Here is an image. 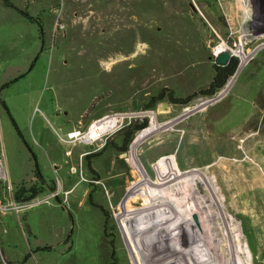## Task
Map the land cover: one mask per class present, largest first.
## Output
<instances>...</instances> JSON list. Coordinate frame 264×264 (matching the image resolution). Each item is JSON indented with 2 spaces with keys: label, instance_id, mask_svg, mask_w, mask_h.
Segmentation results:
<instances>
[{
  "label": "rangeland",
  "instance_id": "obj_1",
  "mask_svg": "<svg viewBox=\"0 0 264 264\" xmlns=\"http://www.w3.org/2000/svg\"><path fill=\"white\" fill-rule=\"evenodd\" d=\"M10 1L42 22L45 49L40 40L27 67L33 69L32 81L21 82L19 90L39 86L42 79L30 121L43 118L54 138L43 163L45 192L38 195L49 202L35 209L44 213L46 233L36 240L24 230L14 238L9 218L12 257L0 240V264H20L27 257L24 264H198L201 258L193 256L186 237L142 197L148 184L159 180L156 164L166 159L183 175L165 186L175 187L186 214L194 209L192 240L198 252L208 248L211 254L206 244L213 238L230 250L216 264H264V14L259 11L264 0ZM27 22L40 34L37 24ZM240 50L249 56L243 63ZM224 52L238 61L235 74L214 97L201 95ZM161 93L164 99L147 108ZM171 95L190 102L172 103ZM47 98L57 101L72 131H61L45 111ZM10 114L24 136L27 107L16 103ZM145 121L148 126L127 146V127ZM98 122L109 126L83 142L80 138ZM77 132V138H68ZM3 151L9 169L0 195V234L3 217L12 213L22 224L28 211L5 210L11 202L27 203L14 199V188L35 182L30 151L1 105L0 155L5 157ZM191 175L196 181L181 189L179 182ZM172 200L169 204H176ZM238 234L244 255L232 251ZM43 246L50 251L37 252ZM209 256L204 254V263H210Z\"/></svg>",
  "mask_w": 264,
  "mask_h": 264
},
{
  "label": "crops",
  "instance_id": "obj_2",
  "mask_svg": "<svg viewBox=\"0 0 264 264\" xmlns=\"http://www.w3.org/2000/svg\"><path fill=\"white\" fill-rule=\"evenodd\" d=\"M10 10L12 9L6 8L0 0V106L2 105L1 102H4L10 111H14L16 103L21 102L23 107H27L29 123L25 124L22 129H24V136L37 158L42 171L41 174L44 177L43 173L45 172V167L43 163L48 152L52 153V149L48 146L51 144L50 138H54V135L43 118L36 119L34 122L30 121L34 108L40 101L39 94L42 93V79L40 80L39 86L35 84L28 87L27 90H19L21 82L25 83L32 81L33 67H31L32 70L28 72L27 67L31 64L33 57L40 50V34H38V29L34 25L33 27L30 26L27 21L19 18L18 15L11 14L12 11ZM4 17H6V19H4ZM4 21H8L6 25H4ZM21 72L22 74L20 76H15L17 73L20 74ZM6 83H10L9 86L6 89L1 90L2 86ZM22 92L23 94H18ZM54 100L51 98L46 99L44 102L45 111L51 112V117H53L61 131H72L71 129L73 125H68V127L65 125V121L60 114L62 113V109L57 101ZM18 109L20 111V106H18ZM55 152L57 153L58 150H55ZM2 153L5 156L6 168L9 169L7 155L5 151ZM20 180L21 178L19 180L17 179V182ZM58 207L61 208L59 205ZM36 208L38 209V207H35L22 215V224L19 222L18 216L12 213H9L2 218L1 226L4 230H2L3 232L0 234V240L2 245L9 248V251L7 250V256L12 257L10 254L12 252L10 247L11 240H13V238L11 239L7 236L8 232L6 227L8 226L7 221L9 218H11L10 223L15 232L14 238H19L20 232L24 233V230L27 233V237L32 236L36 238V240L38 239V233L41 235L46 233L43 225L46 222V220H44V213H35ZM30 218H33L36 221L38 232L34 231Z\"/></svg>",
  "mask_w": 264,
  "mask_h": 264
},
{
  "label": "bare ground",
  "instance_id": "obj_3",
  "mask_svg": "<svg viewBox=\"0 0 264 264\" xmlns=\"http://www.w3.org/2000/svg\"><path fill=\"white\" fill-rule=\"evenodd\" d=\"M221 50L223 51L224 49L222 48ZM237 56L241 59L242 63L249 59V56L246 55L243 52V50H240L239 52H237ZM108 126H109V122H104V124H101V122H98L95 125H93L92 127H90V130L88 132L89 134L87 133L84 137H81V139L85 143H87L88 141H90L92 139L94 140L100 135V133H102L106 128H108ZM149 133H150L149 130L148 131H143L140 135H138L136 143H139L141 140H143ZM77 135L78 134H75V137H78ZM132 161L134 162V158L132 159ZM156 166H157L156 169L159 168V174H158L159 180H157L156 183H152L151 185L148 184V187L143 191L142 197L144 199L145 206H148L149 208H151L157 214V216L159 218L163 219V221H164V219L169 220L174 225V227H176L178 229V231L186 237V239H187L186 245L188 247L190 246V248H192L193 256H195V258H197V260H198V255L201 258V261H197L198 264H199V262L201 264H206L202 260V258L204 257V254L211 255V256H209L211 258L209 260V262H210L209 264H216L217 261H218V258H220V255H223L224 252H226V251L227 252L230 251V250H228V246L225 245V247H224V246H221V244L213 243L212 242L213 238H211V239L208 238V240H207L208 243L206 245H207V247H209V248L211 247L212 248L211 249L212 250L211 254H208V252H209V250H207L208 248H205V253L204 254H203L202 251L198 252V250L196 248V244H194V241L192 240V233L193 234L195 233V226L192 223L191 214L194 212V209L191 208L189 210V212H187L189 214H186V212L182 209V207L180 205V202L177 203V201H179V200L175 199V193H174L175 187L173 185H170V184L168 186H165V184H167V183H169L171 181L174 182L175 180L181 178L183 175L179 174V172L176 170V168L174 167L173 161H169L167 159L166 160H162L160 163L156 164ZM167 171H168V174H169L168 177H166L168 174L164 175L165 172H167ZM195 181H196V175H191L190 177L185 178L183 181L179 182L182 185L180 188L187 190V188L189 186L188 183L189 182H195ZM173 198H174L176 204L175 203L174 204H169V201H171ZM173 207H174L175 212H172L173 211L172 210ZM160 210H163L164 212L167 211L169 214L168 213H163ZM177 210H179L180 213L183 214V215H181L179 213V211L177 213ZM227 221L229 223L231 222L233 224V222H232V220H230V218ZM235 228H237V227L235 226ZM200 239H202V238H200ZM236 240L238 241V246L236 245L237 248L235 246L234 250H232L234 252V255H236L237 252H239V254L242 252L243 255H244L245 254V246L242 243L241 234H238ZM203 242H205L204 239H203ZM203 242H202V244H203ZM238 247H240V249H238ZM236 250H237V252H236ZM237 257L236 256L235 257L231 256L232 259L233 258L234 259H239ZM234 262H236V261H234Z\"/></svg>",
  "mask_w": 264,
  "mask_h": 264
},
{
  "label": "trees",
  "instance_id": "obj_4",
  "mask_svg": "<svg viewBox=\"0 0 264 264\" xmlns=\"http://www.w3.org/2000/svg\"><path fill=\"white\" fill-rule=\"evenodd\" d=\"M1 1H2V4L6 8L13 9L14 11L18 12L21 16H23V18H25L27 21L37 24V26L39 27L40 38L42 41V50H44L45 41L43 40V37H42V34H43L42 22L38 18H35L32 15H30L29 12L19 9L10 0H1ZM196 1H206V0H196ZM237 66H238V61L236 59H231L228 65L226 66H218L214 63L213 79L209 87L201 91V95L206 96V97H214L219 91H221L226 86L229 79L235 74ZM9 84L10 83L4 84L1 90L6 89L9 86ZM161 99H164V93H161L158 98H152L150 103L147 104L146 107L149 109L153 108L154 107L153 102L161 100ZM169 101H171L172 103L176 102V104H180L184 106H187L188 103L190 102L187 99L176 98L172 95L170 96ZM1 103L4 106V109H6L11 119V122L13 124V127L15 128L18 136L21 138L26 148L30 151L32 160L34 163V171L32 173L34 175L33 177L35 178V182L34 181L33 182H22V184H19L14 188V199L16 201L29 202L33 200L35 197H37L38 195L43 194L45 192L44 177L41 174L42 171H41L40 165L37 161L35 154L33 153L31 149V146L29 145L28 141L25 139V137L22 135L21 131L19 130L17 123L15 122L14 118L11 116L10 111L8 107L6 106V104L4 102H1ZM147 123L148 122L145 121L141 124L135 123L132 127L131 126L127 127L128 128L127 130L129 133L124 143H126V145L128 146L132 142L135 132L146 128L148 126ZM2 187L3 185L0 184V195L2 194ZM48 251H50V247L48 246L37 248V252H48ZM27 259L28 257L25 258V260L20 264H24L27 261Z\"/></svg>",
  "mask_w": 264,
  "mask_h": 264
},
{
  "label": "built area",
  "instance_id": "obj_5",
  "mask_svg": "<svg viewBox=\"0 0 264 264\" xmlns=\"http://www.w3.org/2000/svg\"><path fill=\"white\" fill-rule=\"evenodd\" d=\"M75 134H79L80 135L79 132L71 133L68 138H70V140L73 139V138H77V137H75ZM79 135H77V136H79ZM62 140L64 142H67L63 138H62ZM5 179H6V160H5V157H2V154H1L0 155V184L3 185ZM47 202H49L47 197L38 196V197L34 198L33 200H31L30 202H27V203H24V204H19L18 205L17 203H12L11 202L10 205H9V208H5V210H16V213H20L22 211H26V210H30V209H33L35 207H38V206H40L42 204H45ZM12 206H13V208H12Z\"/></svg>",
  "mask_w": 264,
  "mask_h": 264
},
{
  "label": "water",
  "instance_id": "obj_6",
  "mask_svg": "<svg viewBox=\"0 0 264 264\" xmlns=\"http://www.w3.org/2000/svg\"><path fill=\"white\" fill-rule=\"evenodd\" d=\"M256 3V0H252ZM260 4L259 11L264 14V1ZM261 34L264 33V29L260 31ZM232 55L229 52H224L216 57L215 64L218 66H226L231 60ZM195 103L201 102V98L194 101Z\"/></svg>",
  "mask_w": 264,
  "mask_h": 264
}]
</instances>
